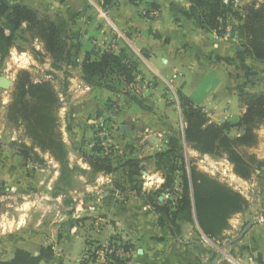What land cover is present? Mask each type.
Returning a JSON list of instances; mask_svg holds the SVG:
<instances>
[{
	"label": "crops",
	"instance_id": "obj_1",
	"mask_svg": "<svg viewBox=\"0 0 264 264\" xmlns=\"http://www.w3.org/2000/svg\"><path fill=\"white\" fill-rule=\"evenodd\" d=\"M9 1L27 4L39 11L49 9V12H62L60 16L71 24L72 34L82 40L76 55L79 71L86 54L90 53L91 43L102 48L111 38L116 39L114 51L126 54L136 67L135 84L138 92L158 104L155 108L167 101L170 105L164 112L159 109H154L152 113L136 112L135 123L153 115L160 124H170V115L175 112V108L179 106L181 109V93L194 105L201 107L210 122L237 125L247 110L242 92L264 93V62L257 60L248 48L241 30L243 22L233 18L227 20L225 25L221 23V31L223 28H233L232 38L225 40L217 30L201 29L190 19L188 0H157L160 16L154 20L139 15V1L114 0L107 8L103 0ZM103 19L107 22L112 19L121 30L114 28V32L109 35L105 29H100L94 35V25L101 24ZM231 24L236 25L232 27ZM80 28L83 29L81 37L78 33ZM82 81L81 84L90 89ZM1 91L6 92L3 89ZM2 92L0 192L12 190L28 196L35 192L34 186H42L43 177L36 172V165L33 164L35 159L31 161L33 165L30 164L28 156L22 155L12 145L15 138H4L5 128L12 124L7 115L10 96L6 97ZM115 97L114 93L108 92L103 100L110 101ZM119 101L121 103L118 104H124L125 109L115 115L116 119L111 116V120L118 121L120 130L134 136L141 145L145 137L152 143V135L145 133L148 126L141 127L137 134L130 130L132 126L137 128L135 123L128 122V118L138 102L126 96L117 97L116 102ZM68 111L67 119L72 127L64 132L65 145L71 140L74 142L75 131L79 130L74 127V121H78L75 111L72 107ZM95 123L103 124L104 119L101 117ZM257 134L259 144L250 153L256 155L260 165L255 166L254 174L248 180L239 178L231 169L238 187H230L245 198L246 205L230 218L229 227L220 240L206 236L195 218L179 223L177 234L159 225V217L153 206L154 193L163 187L164 179L155 170V161L152 159L157 147H117L113 171L110 173L94 172L90 163L78 156L82 147H68L69 165H74V170L81 171V175L70 176L68 183L71 190L59 193L56 197L60 202L57 212L60 223L55 225L47 220H37L39 214H35V211L19 222L9 219L0 222V263L12 260L17 250L38 256L42 249L50 248L52 258L41 264H80L91 246L89 241L106 246L113 240L125 244L132 251L129 260L117 264H214L218 254L220 257L216 264H260L258 259L264 263V222H258V218L264 216V122ZM26 146H29L28 143ZM128 152L133 156L131 159L128 158ZM122 154L127 158L119 163L117 157ZM127 159L129 163L132 162L130 165ZM52 160L54 165L50 168L55 174L46 178L49 179L48 185L58 181V172L54 167L58 162ZM168 196L166 191L158 197V201L166 200ZM79 202L82 203L80 207ZM77 207L81 210L80 219L75 218ZM30 217L35 218L32 221ZM94 219L100 221L97 224H102L101 228L95 225V228L87 229L86 223ZM248 225L251 226L242 238L225 248ZM79 237H83L84 245L77 252L76 239ZM227 237L232 240L221 246V240Z\"/></svg>",
	"mask_w": 264,
	"mask_h": 264
},
{
	"label": "trees",
	"instance_id": "obj_2",
	"mask_svg": "<svg viewBox=\"0 0 264 264\" xmlns=\"http://www.w3.org/2000/svg\"><path fill=\"white\" fill-rule=\"evenodd\" d=\"M103 1L104 7L107 8L113 4L114 0ZM188 1L190 19L201 29L219 30L221 22L225 25L230 16L241 20L243 22L241 30L248 48L257 60L264 62V5L258 9L253 8L252 5L245 6L244 9H248L246 15H238L225 5L224 0ZM151 7L158 8L156 5ZM1 18L4 21L0 22V56L6 57L10 53L14 47L16 31L21 30L26 24L28 31H36L37 37L44 43L45 50L56 68L68 59L66 20L43 17L35 8L23 3H10L9 0H0V20ZM219 33L223 34V31L220 30ZM81 74L87 84L114 93L119 92L112 87L113 81L127 86L136 81L134 63L126 54H117L114 50L86 54L81 63ZM15 90L16 93L8 107L10 121L23 124L33 146L44 153H49L56 162L65 167L68 163L66 145L58 131L60 104L53 87L50 83L27 86L20 82ZM27 97L29 99H26ZM242 99L246 103L247 110L239 123L237 125L229 122L217 124L210 122L201 107L194 105L180 93V102L187 124L185 142L193 145V149L202 154L226 155L233 166L234 174L248 180L254 174L255 166L260 165L249 149L255 147L259 140L255 129L258 122L264 121V93L242 92ZM235 128L242 134L231 138L230 133ZM178 145H180L179 138L171 137L169 147L152 158L156 169L162 173L164 179L163 187L154 193V197L157 194V200L153 206L159 217L158 223L161 227L169 228L177 234L179 223L195 218L206 236L220 240L229 227L230 218L243 210L246 200L232 187L196 168H178V162L185 164L183 147ZM30 147L22 146L21 154L37 158L38 154ZM100 154L101 157L89 159L92 169L106 173L112 172L115 157L105 156L101 148ZM179 170L182 173L179 197L167 199L162 204L158 201V197L174 189ZM52 256L53 252L50 248L42 249L38 256L24 250H17L12 260L0 264H41L43 261L50 260ZM258 262L264 264L260 259Z\"/></svg>",
	"mask_w": 264,
	"mask_h": 264
},
{
	"label": "rangeland",
	"instance_id": "obj_3",
	"mask_svg": "<svg viewBox=\"0 0 264 264\" xmlns=\"http://www.w3.org/2000/svg\"><path fill=\"white\" fill-rule=\"evenodd\" d=\"M129 1H139V15H141V17H143L142 15L145 11L151 8L152 3H155L153 5H158L157 0ZM226 1L228 2L225 5L231 8L232 11L236 12L238 15H246L248 9H244L245 6L247 7L252 5L253 8L258 9L261 5H264V0L262 1L263 3L258 2L257 0H255L256 2L253 3L249 2L251 0H239V3H237L238 0ZM48 10L49 9H41V11L38 10V12L41 16H48V18L50 19H64L60 16L62 12H49ZM233 18H236V21L239 20L235 16H230L228 20H232ZM3 21L4 19L1 18L0 22L3 23ZM70 25L71 24L68 23L66 38L69 57L64 63L59 66V68H56L54 66L52 58L50 57V55L47 54L44 47V43L39 37H37L36 31H28L26 29V24L22 26L21 30L16 31L14 38V47L10 50V53L6 57L0 56V78L4 77L12 82L10 89L6 90V92H1L6 97L10 96V102L12 101L16 93L15 88L20 82L27 86L30 84L38 85L42 83H50L59 99L60 106L58 108V131L61 134L62 140L63 137H66V134H64V132H68V127H72L69 126L71 125V123L70 120L67 119V111L70 107L73 108L75 114L77 115L76 119H78V121H74L75 130L77 128L79 129L75 131V135L73 137L74 142L71 140L70 143L66 144L65 146L68 160L67 165L64 167L61 166L59 163H55L54 167L58 172V181L55 182L53 185H48L47 182L49 181V179L47 180L46 178L51 177L55 174L52 168H50L53 167L54 164L49 153H44L40 151V149L37 150L38 148L33 146L32 141L28 138L26 134L25 127L23 124L10 122L12 126H8L5 128L4 138L7 139L11 136L15 138V141L12 142V145L18 148V151H20L21 147L26 145V143L31 146L30 148H33L34 152L35 150L38 151L36 152L38 154L37 158H34V156H28V158L30 160V164H32L31 161L35 159V162H33V164L35 163L36 165V172L38 173V175L43 177V184L42 186H32L35 189V192L31 193L28 196H25L24 194H19L18 192L12 190L1 191L0 222H7L8 219L12 220L11 222H14L15 220L16 222H19L28 218V213L35 211V214H39V216L37 215L36 217L37 220H47L49 221V223L55 225L60 223L58 222L59 219L57 217V212H59L58 203L60 202L56 199V197L59 193H65L71 190L72 187L70 188V185L68 183V179L70 176L81 175V171L79 172L74 170V165H71L72 168L69 165V152L67 150L68 147H82L78 156L80 159H82V161L86 160L87 162L89 161V159L101 155L100 148L103 149V154L105 156L111 155V157H114L115 155H117V147H157L158 149L155 150V152L153 153L154 157L157 153H161L162 151L166 150L167 147H169L168 144L169 139L171 137H177L180 140V145H178V147H183V154L185 156V164L178 162V168L183 169V167H186V169H190L193 167L196 168L198 171L204 172L212 176L213 178L221 181L222 183L227 184L228 186L231 185L233 187H238V181H236L232 176L231 169L233 170V167L231 163L227 160L226 155L202 154L194 150L193 145H190L185 142V130L187 124L182 106L180 107L181 109H179V106H177L175 108V112L170 115V124H160L158 120L153 118V115H149L147 120L140 119L135 123V117L137 115L136 112L144 111L152 113L154 109H159L164 112L166 110V107L170 106L169 102L167 101V103H163L159 105V107L155 108L156 105L158 106V104L152 103L145 95H143L141 92H138L139 89L135 83L130 86H127L125 84H121V82L113 81L111 85L119 92L120 96H126L128 97V99L138 102V106L135 105V110L131 109L128 118V122L135 123L137 128L135 129L134 126H132L130 130L132 129L133 133L137 134L138 130L141 127L148 126L149 129H147L148 131L145 132L146 135H152V137H155L158 142L155 144L150 143L149 140L145 137V141L143 142V145H141L137 142V140L134 139V136L128 135L126 131L122 132L120 130V126H118V121L111 120V116H113V118L116 117L115 115L123 111L125 109V106L124 104H122V106L121 104H118L121 103V101L116 102L117 97H120L118 93L110 92L107 89L102 90V88L100 89L98 87L91 86L85 81H82L83 79L81 71H79V68L77 67L80 64L76 61V55H78L77 52L81 48L80 43L82 42V40L76 39V37L72 34L73 31L72 29H70ZM231 25L232 27H234V25L236 24ZM116 26L117 25L113 22L112 19H109L108 22L103 19L101 24L94 25V35L100 29H105L106 33L109 32V35L110 33L114 32V28L117 30H121V27H119V25L117 27ZM231 29L233 31V28ZM78 31V33L81 34L83 29L80 28V30ZM217 31V33H219L220 30ZM81 36L82 34L80 35V37ZM93 39L96 38L94 37ZM93 39L91 41H93ZM95 41L98 40L96 39ZM94 44L91 43L92 46L90 48L91 50L89 51L91 53H97V51L102 52L104 50L110 51L111 49H115L111 48L110 41L107 42L106 45L103 44L102 48H100L98 45L97 47L96 44L95 46H93ZM81 81L84 82L86 86H88L92 90L86 89L85 86L81 84ZM108 92L114 93L116 96L115 99L112 98L110 99V101H104L103 98H106ZM26 99L29 98L27 97ZM101 117L104 119L103 126H101V122L98 124L95 123ZM263 122L264 121L258 122V126L255 129L256 133ZM113 123L114 125H112ZM127 125L131 126V124ZM241 134L242 132L233 130L231 131L230 136L231 138H234ZM258 144L259 140L255 147H257ZM251 149L252 148L249 149V152ZM127 154L129 155V159H131L130 157H133L129 152ZM125 158H127L125 154H122L120 156L118 155L117 157V159L120 160L119 163H122ZM246 159L248 160L247 156ZM128 161L130 160L127 159V162ZM131 163L132 162H130L129 165ZM32 170H34V168H32ZM155 170L158 171L156 167ZM160 174L162 175V173ZM177 175V182L174 189L172 188L167 191L169 196L166 197V200L162 199L161 201H159L162 204L165 203L167 199H175L179 197V193L181 191L180 186L182 184V180L180 178L182 175L181 170L177 172ZM39 192H42V195H39ZM156 196L157 194H155V201L157 200ZM32 203H36V205L34 206ZM34 218L35 217H30L29 219L33 221ZM97 222L100 221L98 219H94L91 220L90 223H86V226H88L87 229H93L95 228V225L97 226V228H101L102 224H97ZM82 238L79 237L78 239H76V244L78 247L77 252H79L82 246L84 245ZM231 240L232 238H223V240H221V246ZM98 244L99 243L95 242V245Z\"/></svg>",
	"mask_w": 264,
	"mask_h": 264
},
{
	"label": "built area",
	"instance_id": "obj_4",
	"mask_svg": "<svg viewBox=\"0 0 264 264\" xmlns=\"http://www.w3.org/2000/svg\"><path fill=\"white\" fill-rule=\"evenodd\" d=\"M224 2L226 4L228 1L225 0ZM237 3H239V0ZM142 16L148 20H154L160 16V11L156 7H151L149 8V10L145 11ZM222 35H223L222 37L225 40H228L232 38L233 31L231 28H227L226 30L223 31ZM110 43H111V48L116 47L115 39H111ZM111 50H114V49H111ZM101 126H103V124H101ZM81 204L82 203L79 202V207L81 206ZM79 207H77L75 211L76 219L81 218L80 217L81 210L79 209ZM258 222H264V216H260L258 218ZM89 244H91V246L86 252L84 258L81 260L80 264H117L118 262L129 260L132 256V251L129 248H127L125 244L124 245L119 244L115 240H113L112 242H109V244L106 246L95 245V243L92 241H89Z\"/></svg>",
	"mask_w": 264,
	"mask_h": 264
},
{
	"label": "water",
	"instance_id": "obj_5",
	"mask_svg": "<svg viewBox=\"0 0 264 264\" xmlns=\"http://www.w3.org/2000/svg\"><path fill=\"white\" fill-rule=\"evenodd\" d=\"M11 85H12V82L9 81L8 79H6V78H4V77L0 78V89L8 90V89H10ZM151 142H152L153 144H155V143L158 142V140H157L155 137H151ZM251 225H252V224H251ZM251 225L246 226V227L243 229L242 233L239 235V237H238L237 239H234V240H232L231 242L227 243V244L225 245V248L229 247L231 244H233V243L236 242L237 240L241 239L242 236L247 232V230L249 229V227H250ZM219 257H220V254L217 255V259L215 260L214 264L217 263V260H218Z\"/></svg>",
	"mask_w": 264,
	"mask_h": 264
}]
</instances>
